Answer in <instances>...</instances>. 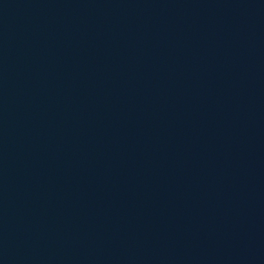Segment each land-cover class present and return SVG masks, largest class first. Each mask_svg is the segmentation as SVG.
Segmentation results:
<instances>
[{"label": "water", "instance_id": "water-1", "mask_svg": "<svg viewBox=\"0 0 264 264\" xmlns=\"http://www.w3.org/2000/svg\"><path fill=\"white\" fill-rule=\"evenodd\" d=\"M0 264H264V0H0Z\"/></svg>", "mask_w": 264, "mask_h": 264}]
</instances>
